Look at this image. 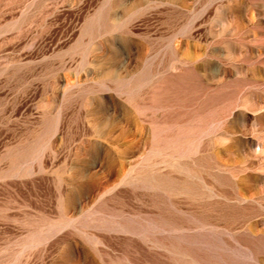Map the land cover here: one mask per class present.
Segmentation results:
<instances>
[{
    "label": "rangeland",
    "instance_id": "1",
    "mask_svg": "<svg viewBox=\"0 0 264 264\" xmlns=\"http://www.w3.org/2000/svg\"><path fill=\"white\" fill-rule=\"evenodd\" d=\"M0 264H264V0H0Z\"/></svg>",
    "mask_w": 264,
    "mask_h": 264
}]
</instances>
